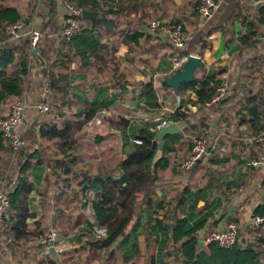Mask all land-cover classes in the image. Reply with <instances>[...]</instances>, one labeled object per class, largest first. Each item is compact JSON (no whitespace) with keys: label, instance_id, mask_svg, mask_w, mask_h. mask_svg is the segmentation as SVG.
Here are the masks:
<instances>
[{"label":"trees","instance_id":"1","mask_svg":"<svg viewBox=\"0 0 264 264\" xmlns=\"http://www.w3.org/2000/svg\"><path fill=\"white\" fill-rule=\"evenodd\" d=\"M64 1L80 8L81 11L86 9L94 12L93 19L80 17L79 31L83 28V32L86 30L92 35L85 38L84 49L79 53L84 62L93 56L100 59L103 66L98 67L99 71L107 68L113 73L118 72L121 63L113 54L107 58L101 54L104 45L101 38L109 39L108 35H99V31L103 29L120 33L121 41L127 45L125 59H130L133 54L138 53L140 60L144 63L150 62V56L144 58V54L157 48L161 63H165L167 56H172L176 52L178 55H188L192 50H198L200 53L210 46L208 36L211 29L199 26L201 19L197 9L200 0H180L179 3H175V0ZM56 6L55 0H0V40L3 41L0 48V110L2 111L5 106L9 109L15 100L22 99L29 90L31 65L34 63L39 66L40 73L45 82L47 81V91L44 96L50 104L47 114L53 113L51 119H43L41 122H38L39 118L42 119L41 116L30 121V118L26 117L25 119L28 120L25 121L21 132L25 143L15 151L11 149L10 139L0 130V169L6 172L3 188L8 190L9 196L6 216L0 222V226L5 225L8 228L7 231H0V264H13L12 260L14 261L21 254L22 244L30 241L31 232L28 231V224H48L40 219L28 221L35 214L29 210L28 193L32 184L27 177L19 175L14 188L13 186L10 188V180L15 175L13 170L17 166L20 167L21 173L26 172L30 166L32 168L43 166L51 171L55 178L49 180L47 176L44 177L45 183L40 190L41 194L46 193L51 183L57 186L62 184L63 187H58L61 188L60 190L70 188L74 184L77 185L78 192L91 190L92 195H83L78 202L80 204L83 201L84 204H89L92 220L80 213L73 224H77L75 227L77 233L84 232L83 236L79 237L80 240L84 238L80 248L86 246L92 252H102L100 254L103 258L99 264H103L102 261L107 259L114 263L119 258L122 261L121 264H129L137 256H141L137 240L139 234H143L144 237L143 264H156L154 239L157 238L159 240L157 254L160 258L158 264H165L163 259L166 257H171L175 264H264V248L261 247L259 239L243 247L236 244L228 249L221 248L215 243L206 246L198 245L199 231L203 229L212 212L190 221L193 218L192 210H195L198 199L207 198L213 186L211 174L215 169L208 165L224 164L223 162L229 159L225 150L221 149V151L218 146L221 143L220 139H217L216 146H210L207 149L208 154L204 164V161L200 160L188 169L180 166L190 153L193 137L200 133L209 136L211 130L207 121L199 124L198 128L192 127L193 113L187 104L192 102L195 105L201 116L199 120L203 122L205 118L202 114L209 113L204 110V103L210 98L215 88L226 79L231 80V90L217 104H223L224 110L219 115L216 131L220 133L221 138L225 137L231 142L234 141L235 145H239L235 146L238 147L235 149V158L237 157L238 161L242 160L240 156L246 159V167L250 165L247 164L250 159L249 163L253 160L252 158L255 157L256 160L258 157L256 155L263 152L264 141L254 142L251 139L264 126V56L254 51L245 58V52L247 53L259 38V23L247 21L246 17H242L240 23L236 25L238 20L235 23L234 18L231 22L232 27L229 24L223 30V36L228 34V38L223 41V47L236 52V76H231L226 69L206 71L203 66L197 69V72L201 70V73L199 75L196 73L192 81L180 83L176 92L179 96L176 109L170 115H163V117L181 125L183 131L188 132L189 151L185 157L180 158L177 154L171 159L168 155L175 150L173 143L180 142L182 138V132L179 131L166 135L165 139L163 137L161 153L158 157L155 156L156 147L148 154L112 151L110 154H100L94 172H89L87 166L76 168V164L83 161L81 154L88 146V142L81 139L82 130L103 106L109 105L111 100L88 104L81 114L75 113L71 120L64 119L61 123L55 121L58 117L53 109L55 111L57 109V112L61 114L65 106L70 107V101L65 99L73 87L69 79V68L75 56L72 49L73 39L79 32L69 40L65 39L61 33L62 22L56 16ZM35 18H37V25L46 30L36 50L30 46L27 37L12 40L7 35L5 31L7 25L18 20H24V23L28 24ZM87 20L90 21L89 25L84 24ZM153 20H158L159 25L151 31L149 24ZM177 25H180L185 34L186 48L183 50L174 47L167 37V32ZM237 26L245 27V30L241 32ZM168 69L170 66L161 67L159 70L164 72ZM220 74L222 76H219ZM115 78L117 83L123 80V77L118 74ZM160 79L163 86L170 88L165 84L163 76ZM140 86L144 105L153 110L160 108L153 83L144 81L140 83ZM191 94L193 99L190 98ZM228 107L235 110V132L228 130L231 127L225 117ZM7 114L0 115V118H4ZM101 120L110 130H119L125 136L126 142H129L131 137L140 138L141 144H132L135 149L150 147L155 138L156 130L153 129L155 123L152 120L138 124L134 119L118 114L108 115ZM239 125H243V128L239 129ZM214 140L215 137L212 136L213 143ZM229 155L233 154L229 153ZM209 157L212 159L208 160ZM30 158L35 159L34 163H30ZM167 165L180 175V181L177 188H171V183H166L165 186L172 191L180 189L182 196L177 200L178 204H189V212L183 213L182 217L177 212L167 213L173 220L172 223H163L162 218L150 217V208L157 205L156 200L153 199L155 188L162 177V170ZM95 176L103 178V184L93 181ZM183 176L186 177L185 183H182ZM204 179L207 180L203 181V185L191 188L192 181L194 183L195 180L199 182ZM242 183L232 189L225 182L224 189L229 191L228 194L236 193ZM84 185H86L85 189H83ZM262 185L264 186V181ZM55 210L59 213L52 220V224L70 223V214L67 215L60 207ZM141 212L146 214L145 224H139L142 218ZM165 212L167 211L157 212V215L163 214L162 216L165 217L167 216ZM254 214L264 215V201L257 206ZM150 219L153 220L152 224ZM234 221L238 224V219ZM95 223L106 228L104 236L97 237L92 232V225ZM54 230L57 233L55 228ZM45 237L46 232L38 236V245L49 244L43 242ZM47 264L63 263L49 259Z\"/></svg>","mask_w":264,"mask_h":264},{"label":"crops","instance_id":"2","mask_svg":"<svg viewBox=\"0 0 264 264\" xmlns=\"http://www.w3.org/2000/svg\"><path fill=\"white\" fill-rule=\"evenodd\" d=\"M179 1L180 0H175L174 2L179 3ZM60 2H63V0H55V4L57 5L56 16L58 19L60 18V6L58 5ZM233 9H235V13H233ZM262 10H264V4L259 2V0H217V7L212 16L206 20H202L200 18L201 21L199 23L200 27L211 29V33L208 36L210 46L202 50L200 53L198 50H192L189 54L198 55L206 71L226 69L227 73H229L231 76H236V52L235 50H232L228 47H223V41L228 38V34L223 36V30L229 24L230 27H232L231 22L234 18L235 23L237 22L236 20H238L236 25L240 23L242 17H246L247 21L251 20L258 22L259 38L256 43H254L253 47L249 48L247 53L245 52V58L254 51H257L259 54L264 56V12ZM237 16L238 18H236ZM89 23V20L84 22L85 25H89ZM240 26H237L239 27L238 29L241 32L244 31L245 27L241 28ZM82 30L83 28L81 31ZM81 31H79L73 39L72 49L75 52V56H73L74 60L70 64V73L68 72L69 79L73 87L71 88V92L68 93V96L65 100L70 101V107L65 106L62 109L61 114L57 112V109L56 111L53 109V112L56 114V117H58L57 119L55 118V121L61 123V121L64 119L71 120L75 113L81 114V111H83V109L88 104L97 103L100 101L107 102L111 100L109 105L103 106L100 111L95 114L93 120L89 121L82 130L81 139L84 142H88V146L84 148V151L81 154L83 161L77 163L76 168L80 166H87L89 168V172H94L95 165L100 157V154H110L112 151L132 153L135 150L134 145L126 142L125 136L122 135L119 130H110L105 123L103 124L101 122V118L111 114H118L132 118L134 120L147 119L146 121L149 122L157 115H170L176 109V105L179 102V99H177L178 94L171 87L170 88L172 90L163 86L160 78L165 76V79L175 71L172 67V59L174 55L178 53L176 52L172 56H167L165 63H161L159 59L160 52L158 48L153 51H147L146 54H144V58L150 56V62L148 63H144L143 60H140V55L138 53L133 54V57L130 59H125L127 45L121 41V37L119 36L120 33H115V30L103 29L102 31H99V35H108L109 39L101 38V41L104 43L101 54L105 56L104 58H107L113 54V56L121 63L119 64V68L117 70L118 72L113 73L112 70L110 71V69L107 68H105L103 71H99L98 67L103 66L100 59L94 58L93 56L84 62L83 57L79 53L82 49H84L83 47L85 45V38H88L92 35V33L90 34L86 30L84 32ZM96 37H98V35ZM167 66H170V69H168L169 71L166 70L161 72L159 70L161 67L166 68ZM154 67L155 71H153ZM197 69L198 67L194 69V76L196 73L198 75L201 73V70L197 72ZM39 70L40 69L37 64L33 63L31 65L29 90L23 95L22 98L30 106L33 105L37 100L44 99L45 96H42V88L47 87V81L45 82V79ZM117 74L118 76L123 77V80L120 81V83H117L118 81L115 78ZM219 76H222V74ZM144 81H151L153 83L158 97V102L160 103V108L153 110L144 105L143 100L141 99L140 86V83ZM58 96L60 95L58 94ZM190 98L193 99L192 94L190 95ZM187 105L193 113L191 119L192 127L198 128L200 126L199 124L207 121L209 128H211L209 135L211 140L210 146H216V141L219 138L221 141V143L218 144L220 150L224 149L226 156H229L227 161H224V159L220 158L224 161L223 162L221 160V162L224 164L220 163L208 165L210 167H214L215 169L213 174H211L213 186L210 189L206 199H198L195 210H192L193 218L190 221L199 218L201 215L212 212L203 229H201L208 230L209 228L213 229L219 225L222 226V224H226L227 222L235 223L234 220L238 219V224L236 225L241 228V235L237 245L239 247H243L251 241L250 234L252 233L253 229L250 227V219L252 215H255L254 212L256 211L257 206L264 201V186L262 185V182L264 181V170L261 166L253 165L251 163L255 160V157L252 158L253 160L250 163L249 161L251 159L248 162L246 161L247 164L251 165V170L249 169L250 165L246 167V159H243L242 156H240V159L242 160L238 161L237 157L235 158V149L238 147L235 146L239 145H235L234 141L231 142L225 137L221 138L220 133L216 131L218 129L217 124L219 115H221V112L223 113L224 110L222 108L223 104L212 108L209 113H207L208 115L202 114V116L205 118L203 122L199 120L201 116L196 110L195 105L192 102H189ZM4 111L6 113L7 108ZM254 111L255 110H253V112ZM102 112H105V114L101 115ZM33 115L28 113L26 117L30 118ZM51 115H53V113H48V117L50 116V119L52 117ZM225 117L226 122L231 124V127L230 129L228 128V130L235 132V110L228 107L225 111ZM178 126L180 128V132H182V138L180 142L173 143V148L175 150L168 153L171 159L177 154L180 158L185 157L189 151L187 140L190 138V136L188 132L183 131L181 125ZM37 127L38 126H36V128ZM242 128L243 125H239V129ZM153 129L156 130L155 132L158 130L155 125ZM212 136L215 137L214 143L212 142ZM227 150H230L231 152H228ZM232 150H234V152ZM160 153L161 149L156 147L155 156L158 157ZM229 153H232L233 155L231 156ZM256 157L257 159L259 157L264 158V150L262 153L256 155ZM211 159L212 157L208 158V160ZM29 161L32 164L34 163L35 159L30 158ZM45 161L46 160H44V162ZM204 163L205 161L203 164ZM37 167L40 166L33 168L30 166L26 172L21 173L19 171L20 167L17 166V168L13 170L15 175L11 178L9 186L10 188H12V186L14 188L19 175H24L27 177L28 181L32 184V188L28 193L29 210L35 214V216L28 219V221L32 222L36 219H40L48 224H28V231L31 232L29 235L30 241L22 244L23 251L18 255L17 259H14V261L12 260L11 263L47 264V260L52 259L56 262L62 261L63 264H99L101 262V258H103V256L100 254L102 252H92L86 246L80 248V246L83 245L84 238L80 240L79 237L83 236L84 232L77 233V229L75 228L77 224H73L80 214L79 211L83 209V205L85 206L83 201L80 204L78 202V199L83 196L84 192H78L76 184L70 188H64V190H60L61 188L58 187H63L62 184L57 186V184L51 183L46 190V193L44 192L45 194H41L40 190L43 189V185L45 183L44 177L47 176L49 180H52L55 178V176L51 174V171L47 167ZM161 174L162 177L159 181L161 184L158 182V186L155 188V196H153V199L156 200L155 203H157V205L150 208V217L162 218L163 223H172L173 220L170 219L168 214L171 212H177V214H180L182 217L184 216L183 213L189 212V204H178L177 200L182 196L181 190L177 189L172 191L170 188L165 186L166 183H171V188H177L180 181V175L170 169L168 165L164 170H162ZM185 178L186 177L184 176L182 177V183L186 182L184 181L186 180ZM206 180L207 179H204L199 182L195 180L194 183L192 181L191 188H198L200 185H203V181L206 182ZM225 182H227V184L232 189L236 186H239L238 184H241L242 182L243 183L240 187H238L236 193L228 194L229 191H225L224 189ZM249 185L251 189L249 192H247L243 188ZM251 193L254 194L252 195ZM228 205L232 206L230 210L227 209ZM57 207L63 208V212H65L67 215L70 214V223L67 224L66 222V224H52V220H54L59 213L57 210H55ZM164 211H167L165 212V214L168 213L167 216L163 217V214L157 215V212ZM74 212L77 214L75 215ZM141 214L142 218L139 224H145L146 214L145 212H141ZM152 223L153 220L150 224ZM53 227L57 230L55 240L47 245H38V236L44 232H46L47 235L50 229H54ZM1 230L7 231L8 228L5 225L0 226V231ZM137 240L138 246L141 250V256H137L129 264L144 263L143 234H139L137 236ZM158 242V238L154 239V243L156 244L154 247V262L156 264H158L160 260L159 255L157 254ZM201 245L206 246L203 245V243ZM58 249H60V251ZM163 260L165 261V264L167 262L171 264L169 258L166 257ZM102 262L103 264H109L110 260L107 259L103 260ZM120 262H122L121 259Z\"/></svg>","mask_w":264,"mask_h":264},{"label":"built area","instance_id":"3","mask_svg":"<svg viewBox=\"0 0 264 264\" xmlns=\"http://www.w3.org/2000/svg\"><path fill=\"white\" fill-rule=\"evenodd\" d=\"M259 2L264 4V0H259ZM59 16L62 22L61 33L65 39L69 40L80 30V17L82 16V11L80 8L75 7L73 4L65 2H60ZM217 7V0H200L198 5V14L202 20L210 18ZM37 18L32 20L30 23L25 24L24 20H18L15 23L6 26L5 31L7 35L12 40H18L24 37L29 39L30 46L36 50L38 43L43 39L46 30L40 28L37 23ZM159 21L153 20L149 24V30L154 31L158 27ZM167 37L171 44L183 50L186 48L185 34L181 29L180 25L175 26L173 29L167 32ZM3 41L0 40V48L2 47ZM189 55H178L175 54L172 59L173 70L182 67L183 63L188 59ZM231 90V80L226 79L220 83L210 96V98L204 103V110L206 112L210 111L217 105ZM47 91L46 87L42 88V96L45 95ZM50 109V104L46 99H39L33 105H29L24 99L15 100L9 109L6 117L0 118V130L3 135L10 139L11 149L15 151L18 147L22 146L25 141L21 135V127L24 126V120L28 113L39 114L40 116L47 113ZM31 111V112H29ZM102 112L101 115H104ZM147 119H135L138 124L144 123ZM155 123V127L166 125L172 122L170 119L163 117V115H157L151 119ZM254 142L264 141V126L257 132L251 139ZM131 144H141L142 140L138 137H131L129 139ZM211 140L209 136L204 134H198L193 137V143L190 149V153L187 157L180 163V166L184 169L192 167L198 161H204L207 157V149L210 147ZM253 165L261 166L264 170V158L259 157L258 159L251 162ZM6 173V172H5ZM5 173L0 169V222L6 216L7 208L9 207V196L8 190L3 188L5 183L4 176ZM250 227L253 229L250 234L251 242L259 239L261 247L264 248V215H252L250 219ZM241 228L238 227L233 222H227L222 224V226H216L215 228L206 231L200 230L199 237L203 245L210 243H215L221 248H231L236 245L240 240ZM92 232L97 236H104L106 233V228L100 226L97 223L92 225ZM56 231L50 229L46 237L43 239L44 243H52L56 238ZM60 251V249H58ZM57 250V251H58Z\"/></svg>","mask_w":264,"mask_h":264},{"label":"water","instance_id":"4","mask_svg":"<svg viewBox=\"0 0 264 264\" xmlns=\"http://www.w3.org/2000/svg\"><path fill=\"white\" fill-rule=\"evenodd\" d=\"M82 16L83 17H90L94 18V12L89 10H82ZM202 68L203 64L199 58L198 55H189L188 59L183 63L182 67L179 69H176L170 76L166 77L164 79V82L167 86L171 87L175 92L178 91L179 85L182 82H190L194 79V69L195 68ZM177 99H179V96H177ZM180 131L179 126L175 122H170L166 125L160 126L156 132V136L154 140L151 143L150 147L144 148V149H135L132 153H144L148 154L152 151L153 148L157 147L159 149L162 148L163 144V137L166 134H173L178 133ZM93 181L103 184V178L99 176L93 177ZM86 188V185L83 186V189ZM231 205L227 206V209H231ZM202 244L201 240H198V245L200 246Z\"/></svg>","mask_w":264,"mask_h":264},{"label":"rangeland","instance_id":"5","mask_svg":"<svg viewBox=\"0 0 264 264\" xmlns=\"http://www.w3.org/2000/svg\"><path fill=\"white\" fill-rule=\"evenodd\" d=\"M163 77H165V76H163ZM6 108H7V106H5L3 109H2V111L0 110V115H4V114H7L8 112H9V109L7 108V111H6V113H5V111L4 110H6ZM50 114V113H49ZM7 116V115H6ZM5 116V117H6ZM37 116H38V118L40 117V115L39 114H35V115H33L32 117H30V119H29V121L30 120H33L34 118H37ZM52 116V115H51ZM41 117H42V119L40 120V122L43 120V119H47V118H49L48 117V114L47 113H44L43 115H41ZM28 119H25L24 120V123H23V125L26 123L25 121H27ZM40 119V118H39ZM39 119H38V122H39ZM23 127L24 126H22L21 127V130L23 131ZM244 190H246L247 192H249L250 191V189H251V187H250V185L249 186H246V187H244L243 188ZM252 195L254 194V193H251ZM83 195H85V196H90V195H92V192H91V190L90 191H87V190H85L84 191V193H83ZM259 197V196H258ZM82 210H83V212H82ZM82 210H80L79 212L80 213H83V215H86V216H89L88 218L90 219V220H92V214H91V212H90V209H89V204L87 203V204H85V206L83 205V209ZM78 212V213H79ZM74 214L76 215L77 213H75L74 212ZM242 239V238H241ZM205 245V244H204ZM118 256H119V254H118ZM169 260H170V262H171V264H175V263H172L173 261V259H171V257L169 258ZM109 264H121V262H120V259H117V262H114V263H112V261L109 263ZM166 264H170L169 262H167Z\"/></svg>","mask_w":264,"mask_h":264}]
</instances>
